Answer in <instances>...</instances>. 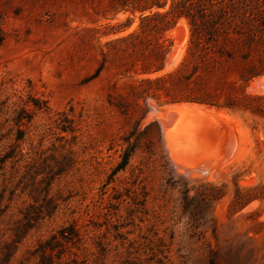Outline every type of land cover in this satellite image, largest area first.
<instances>
[{"label":"rangeland","instance_id":"obj_1","mask_svg":"<svg viewBox=\"0 0 264 264\" xmlns=\"http://www.w3.org/2000/svg\"><path fill=\"white\" fill-rule=\"evenodd\" d=\"M139 23L118 0H0V264H264V100L130 91L144 46L111 41ZM164 35L149 75L189 74L186 18ZM182 103L210 111L190 132Z\"/></svg>","mask_w":264,"mask_h":264},{"label":"trees","instance_id":"obj_2","mask_svg":"<svg viewBox=\"0 0 264 264\" xmlns=\"http://www.w3.org/2000/svg\"><path fill=\"white\" fill-rule=\"evenodd\" d=\"M121 9L140 11L139 25L127 35L114 39L131 43L146 60L135 69L140 75L132 92L143 93L163 103L194 101L231 109H255L264 95L251 94L246 86L264 73V0H118ZM185 17L189 37L182 64L190 62L189 74L180 67L165 74L168 51L165 32ZM139 38L138 42L136 39ZM134 148L127 146L117 170L129 162Z\"/></svg>","mask_w":264,"mask_h":264},{"label":"bare ground","instance_id":"obj_3","mask_svg":"<svg viewBox=\"0 0 264 264\" xmlns=\"http://www.w3.org/2000/svg\"><path fill=\"white\" fill-rule=\"evenodd\" d=\"M253 83L255 85H262V84L264 85V74L262 76H260L259 78H256L255 79V82H253ZM253 83H252V85H253ZM260 88H262V87H260ZM254 89H256V88H254ZM169 107L171 108V106H169ZM208 112H210V111L207 110V109H205V107H201L198 104L182 103V104H175V105H173L172 106V109L169 111L167 117H168V121L169 122H175L176 121L175 122V124H176L175 126L178 125L179 127H181L182 125H184V122L185 121L186 122L189 121V118H187L188 116H190L192 114H200V113H204L206 115ZM162 113H163V111H162ZM184 115H185V117L183 118ZM162 116H163V114H162ZM168 121L166 120V122H168ZM166 124H168V123H166ZM192 126L193 125H189L188 128L186 127L187 129L182 126L181 131L190 132L192 130ZM175 129H176V127L175 128L172 127L170 129H167L166 128L165 130H168L167 133H170V132L171 133H176L177 130H175Z\"/></svg>","mask_w":264,"mask_h":264},{"label":"water","instance_id":"obj_4","mask_svg":"<svg viewBox=\"0 0 264 264\" xmlns=\"http://www.w3.org/2000/svg\"><path fill=\"white\" fill-rule=\"evenodd\" d=\"M177 115V114H176Z\"/></svg>","mask_w":264,"mask_h":264}]
</instances>
